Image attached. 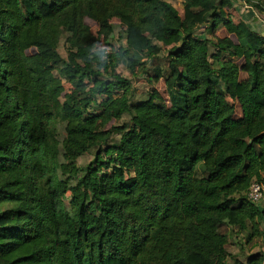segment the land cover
<instances>
[{"label":"trees","instance_id":"obj_1","mask_svg":"<svg viewBox=\"0 0 264 264\" xmlns=\"http://www.w3.org/2000/svg\"><path fill=\"white\" fill-rule=\"evenodd\" d=\"M183 2L182 18L165 0H0V264H230L223 227L264 235L248 196L264 184V35L232 0ZM164 47L134 103L119 68L137 77Z\"/></svg>","mask_w":264,"mask_h":264},{"label":"rangeland","instance_id":"obj_2","mask_svg":"<svg viewBox=\"0 0 264 264\" xmlns=\"http://www.w3.org/2000/svg\"><path fill=\"white\" fill-rule=\"evenodd\" d=\"M169 3H171L180 13L181 17L183 18V14H184V2L183 0H165ZM262 14H264V12H262ZM247 14L243 13L238 14L236 16V20L240 19V20H246L247 18ZM87 24L90 26L92 32L94 34H97L99 31L98 25L93 22L92 20L87 19ZM113 25L115 26V30L116 32L114 33V42L117 45H125V41L123 40L124 37V27L122 26L121 22L119 20H113ZM203 30H198L197 34L198 35H203ZM210 36V35H208ZM113 41V40H112ZM162 53L153 61H151L150 63H148L146 69L147 72H141L139 73V75L137 77H133L130 73V71H128L124 66H121L119 68V72L124 75L125 77L133 80L134 83V88H135V96L133 98V102L134 103H138L139 101L145 100L148 97L149 92L152 89V85L148 82V78L153 74L152 70L157 67V66H161L163 69H165L167 67L166 64V58L168 55V49L167 48H163L162 49ZM35 50H31L30 53H34ZM213 52V49H212ZM59 53L63 59V64H72L74 66H77V61L79 60V55L76 53V51L72 50L69 48V46L67 45L66 41L63 39L60 47H59ZM164 97H166V93H165V86H164V82L161 81V83L157 86H155ZM66 90L67 92H69L71 90V87L66 84ZM130 118L127 116L125 117L120 124H123L124 122H129ZM57 136L59 139H63L65 137V130H64V125L60 124L57 127ZM93 154L90 155H86L83 158L78 160V164L80 166H85L90 164L93 161ZM233 196V195H232ZM231 196V197H232ZM236 199H239V195H234L233 196ZM11 207V204L9 203H0V211H3L5 209H8ZM262 230H264V226H262ZM221 232L225 233L228 236L229 239V244L227 246L230 254H231V258L229 260V263L232 264L233 263V259L235 257H239L240 259H246V257L248 256V254L250 253H255V252H263L264 253V235L261 238H257L255 239L251 244L247 243L246 244V239L245 238H241V240L239 238H237V231H231L229 230L227 227H223L221 229ZM245 237V236H244ZM233 257V258H232Z\"/></svg>","mask_w":264,"mask_h":264},{"label":"crops","instance_id":"obj_3","mask_svg":"<svg viewBox=\"0 0 264 264\" xmlns=\"http://www.w3.org/2000/svg\"><path fill=\"white\" fill-rule=\"evenodd\" d=\"M237 8L238 14H247L245 22L256 32L264 35V14L252 8H246L243 6L242 0H232ZM236 13V15H237ZM240 19H238L239 21ZM244 21V20H243Z\"/></svg>","mask_w":264,"mask_h":264},{"label":"built area","instance_id":"obj_4","mask_svg":"<svg viewBox=\"0 0 264 264\" xmlns=\"http://www.w3.org/2000/svg\"><path fill=\"white\" fill-rule=\"evenodd\" d=\"M243 6L246 8H251L247 3L246 0H242ZM249 199L255 205L264 209V184L253 182L248 193Z\"/></svg>","mask_w":264,"mask_h":264}]
</instances>
